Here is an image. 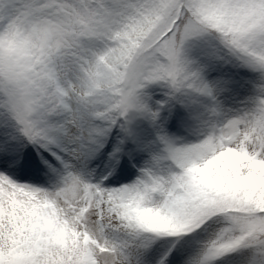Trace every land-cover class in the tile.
<instances>
[{"label": "snow or ice", "instance_id": "obj_1", "mask_svg": "<svg viewBox=\"0 0 264 264\" xmlns=\"http://www.w3.org/2000/svg\"><path fill=\"white\" fill-rule=\"evenodd\" d=\"M0 264H264V0H0Z\"/></svg>", "mask_w": 264, "mask_h": 264}]
</instances>
